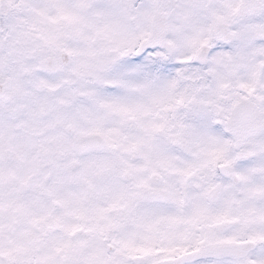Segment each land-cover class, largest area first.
<instances>
[{
    "label": "snow or ice",
    "instance_id": "6c2138e0",
    "mask_svg": "<svg viewBox=\"0 0 264 264\" xmlns=\"http://www.w3.org/2000/svg\"><path fill=\"white\" fill-rule=\"evenodd\" d=\"M0 264H264V0H0Z\"/></svg>",
    "mask_w": 264,
    "mask_h": 264
}]
</instances>
